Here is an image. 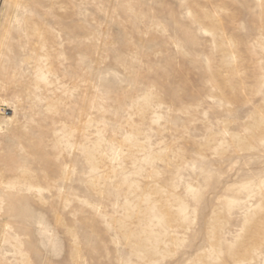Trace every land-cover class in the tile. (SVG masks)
Here are the masks:
<instances>
[{
    "label": "rangeland",
    "instance_id": "obj_1",
    "mask_svg": "<svg viewBox=\"0 0 264 264\" xmlns=\"http://www.w3.org/2000/svg\"><path fill=\"white\" fill-rule=\"evenodd\" d=\"M0 129V264H264V0H0Z\"/></svg>",
    "mask_w": 264,
    "mask_h": 264
},
{
    "label": "bare ground",
    "instance_id": "obj_2",
    "mask_svg": "<svg viewBox=\"0 0 264 264\" xmlns=\"http://www.w3.org/2000/svg\"><path fill=\"white\" fill-rule=\"evenodd\" d=\"M15 114H16V113L14 112V114H13L12 116L9 117V119H8L9 122H13V121H14ZM3 128H4V127H3ZM0 130H1V129H0Z\"/></svg>",
    "mask_w": 264,
    "mask_h": 264
}]
</instances>
